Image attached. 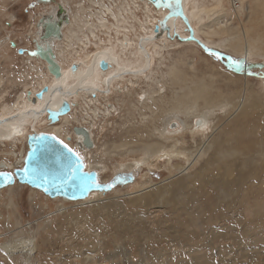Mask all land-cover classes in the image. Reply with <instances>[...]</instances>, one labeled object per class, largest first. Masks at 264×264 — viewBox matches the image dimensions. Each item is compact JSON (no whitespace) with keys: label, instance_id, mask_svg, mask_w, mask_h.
Returning <instances> with one entry per match:
<instances>
[{"label":"rangeland","instance_id":"1","mask_svg":"<svg viewBox=\"0 0 264 264\" xmlns=\"http://www.w3.org/2000/svg\"><path fill=\"white\" fill-rule=\"evenodd\" d=\"M219 1L217 18H207L204 31L224 25L225 33L211 35L210 41L225 49L214 51L234 61L244 56L247 69L236 71L224 56L195 42L171 39L165 44L169 51H162L148 76L155 83L147 103L122 91L120 84V92L108 96L107 102L115 104L120 115L97 121L102 134L98 133L99 148L93 149L92 160L106 165L100 177L109 180L120 163H140L139 146L147 143L149 133L152 138V133L163 131L167 118H179L167 126L177 131L171 133L172 145L184 126L199 119L192 117L196 109H209L210 124L217 126L214 137L225 131L236 149L224 154L236 160V171L243 170L242 182L230 186L228 194L215 182L199 185L198 170L213 151V135L185 160L188 150L179 147L189 149L196 140L189 132L186 143L179 140L176 149L168 148L170 157L160 156L132 172L133 182L89 199L49 198L15 183L0 190V264H24L29 242L31 264H264V0ZM67 2L77 15L73 3L82 0ZM41 3L0 0V102L20 93L30 96L25 89L48 76L46 64L32 53L37 19L46 14ZM139 5L137 17L143 20L144 6ZM194 96H201L196 108L190 105ZM89 110L80 99L74 105L79 118L93 117ZM67 123L66 129L73 130V119ZM25 140L16 138L15 157L6 158L13 168L27 150ZM5 144L0 150L10 153ZM236 196L244 203H233ZM16 242L25 246L17 248Z\"/></svg>","mask_w":264,"mask_h":264},{"label":"bare ground","instance_id":"2","mask_svg":"<svg viewBox=\"0 0 264 264\" xmlns=\"http://www.w3.org/2000/svg\"><path fill=\"white\" fill-rule=\"evenodd\" d=\"M75 2L72 3L78 7L77 12L80 13H77V15L72 13L67 0L54 2L58 5L56 12V5L52 4L53 2L51 1L38 4L46 10V14L37 19L36 31L33 35L35 38H32V40L33 43L38 42L41 45L49 44L51 46L60 72L57 75L51 73L47 62L34 56L46 64L48 76L42 80L38 78L39 82L35 81L34 85H30L25 89V91L31 93L30 96L25 97V95L23 96L20 93L19 96L14 97L11 101L1 100L0 145L5 146V143H8L9 147H11V152L3 151L4 149L0 150V170L13 168V165L6 161V158L8 156L15 157V139L21 137L23 142L25 137H27L25 134L31 132L28 130L31 127V129L36 128V132L55 134L72 149L77 147L74 150L83 159L86 169L96 170L99 175H102L106 171V165L102 161L92 160L93 149L99 148L97 145V140L100 137L98 133H101L102 129L101 122L97 124V121L108 120L113 116L119 118L120 111H118L115 104L112 105L107 102L108 96L115 90L120 92V89L117 88L119 84L124 88L122 91L129 92L128 94H132L131 96L140 97L143 102L147 103L153 82L155 83L148 76L162 51H169L170 46H165V44L170 43L171 39L177 38L192 44L195 42V44L200 46L197 43L199 41L203 44L205 50L224 51L225 49L222 45L214 44L210 41L211 35L216 36V34L220 33L219 36H221V32H223L222 34L225 33L224 23H220L223 28L217 25V30L208 29L210 31H204V27L207 25L205 23L206 19L213 18L214 20L217 18L215 13L218 12V3L221 2L219 0H176L175 9L167 6L170 1L162 7H156L150 0H86V2L82 0L78 4H75ZM85 3L89 5L85 6ZM140 3L144 6V10H142V13H144L143 20L137 17ZM59 10H61V13L58 12ZM55 20L61 21L60 35L43 38L41 21L54 22ZM62 42L64 43L63 45ZM181 44L183 45V43ZM63 52L65 57L62 54ZM68 53L70 55L69 58L67 57ZM101 61L107 63L105 69L99 65ZM238 64L239 68L244 70L245 62L242 64L240 60ZM44 88L46 90L42 98L36 97V94L44 90ZM200 97L194 96L190 105H195V108L198 107L197 99ZM47 99H51L48 104L52 108L57 109L61 105L62 100H66L70 105L68 112L61 115L58 122L52 123L47 117L46 109H43L47 104ZM78 99L84 101L90 107L91 114H94L93 117L90 114L87 116L88 119H85V116H82V119L79 116H75L74 105ZM204 101L206 102L207 99ZM207 103L210 102L208 101ZM204 106H209V104ZM95 109H98L100 114L94 111ZM82 110L84 109L82 108ZM208 111L209 109L206 111H198L196 109V114H193L192 117L195 116L199 119L194 122L191 120L190 122L193 125L184 126L181 132L179 140L183 141V143H186L184 138L189 132L191 133L190 136L196 139L189 149L184 146L179 147L180 149L188 150V157L190 158L186 157L185 160L191 159L193 153L199 151L202 148L201 145L217 129L216 124H210V120L207 117ZM190 116L188 115L184 118L189 119ZM69 118L73 119L75 127L81 126L87 129L91 140L90 146L84 143L85 137L83 134L66 129ZM175 119L179 121L177 116L164 120V130L152 133V138L149 137V133L146 137L147 143H143L144 145L142 144L138 148L140 150L139 153L142 155L139 160L140 163L134 161L133 163H120L121 167L114 168L111 173L113 175L125 172H133L135 174L141 168L140 166L158 158L160 159V156L170 157L169 155H172V152L169 149H176V145L180 144L177 138L174 139L172 145L170 144L173 139L171 133L176 134L177 131L167 126ZM184 121L182 119L180 124L182 125ZM39 125L42 126L40 127ZM192 126H195V128H192ZM72 127L74 128V126ZM212 138L214 143L213 151L209 155L205 167L202 166L198 170L200 173L197 175V182L199 185L215 182L214 186L218 185L228 194L230 193V186L239 185L238 183L242 182L244 172L242 169H237L236 171L234 167H237V164L234 158H225L226 154H224V151L231 152L229 150H232L234 152L236 150L234 145L229 144L226 132H218ZM210 163H215V165L207 168ZM2 165H4L3 168L1 167ZM133 165L135 168H132ZM214 173L219 176L214 177ZM231 173H235V176L228 178ZM255 176L257 175L255 174ZM98 194H101V192H91L86 199ZM205 194L209 196V192L206 191ZM234 200L232 202L236 203V205L244 203L243 198L238 196L234 197ZM29 243L26 245L28 257L23 260L24 264H31L29 257L32 253V245ZM22 246H25L24 242L15 243L17 248Z\"/></svg>","mask_w":264,"mask_h":264},{"label":"water","instance_id":"3","mask_svg":"<svg viewBox=\"0 0 264 264\" xmlns=\"http://www.w3.org/2000/svg\"><path fill=\"white\" fill-rule=\"evenodd\" d=\"M50 1L52 0H38V2ZM58 12L61 13V10ZM41 24L43 38L60 35V20H55L54 22L41 21ZM197 43L203 47L201 42L198 41ZM18 52L23 53L24 49L19 48ZM214 52L220 56H224L227 64L232 66L236 71L243 72V69L239 68L237 61L218 51ZM32 53L34 56L47 62L51 73L57 75L60 72L54 52L49 44L41 45L38 42H34ZM240 60L242 64L244 62L246 64L245 58H241ZM99 65L103 69L107 67L105 61H101ZM60 89L62 90V88ZM45 90L46 88L37 93L36 97L42 98ZM50 100L47 99V104L43 109H46L47 117L52 123L58 122L60 116L68 112L70 105L66 100H62L61 105L56 109L49 106ZM73 130L76 133L83 134L85 137L84 143L90 146L91 140L86 128L79 126L74 127ZM26 145L27 150L25 155L19 154L14 168L11 170H0V173H3V175H0V189L19 183L37 189L49 198L60 197L67 201H75L88 197L94 191L108 192L118 187L127 186L135 179L132 172L116 173L109 180L102 179L96 170L86 169L83 159L74 149L60 137L50 132H30L27 135ZM64 145H67V148ZM69 149L72 151L70 152ZM84 179L89 180L88 185L83 183ZM93 180L98 181L99 184L92 183L91 181Z\"/></svg>","mask_w":264,"mask_h":264},{"label":"snow or ice","instance_id":"4","mask_svg":"<svg viewBox=\"0 0 264 264\" xmlns=\"http://www.w3.org/2000/svg\"><path fill=\"white\" fill-rule=\"evenodd\" d=\"M169 8H171V9H175L176 8V5H175V0H170V2L168 3V5H167ZM237 63H239L238 61H237ZM61 143H63L62 141H61ZM64 147L65 148H67V145H64ZM69 151L71 152L72 150L71 149H69ZM0 175H3V173H0ZM92 183H94V184H99V182L98 181H91ZM83 183L85 184V185H88L89 184V180L88 179H84L83 180ZM89 190H91L90 188H89Z\"/></svg>","mask_w":264,"mask_h":264},{"label":"flooded vegetation","instance_id":"5","mask_svg":"<svg viewBox=\"0 0 264 264\" xmlns=\"http://www.w3.org/2000/svg\"><path fill=\"white\" fill-rule=\"evenodd\" d=\"M150 1L153 2L154 5H157L159 7V6H163L164 4L169 2L170 0H150ZM55 5H56L55 12H56L58 10V5H57V3H55Z\"/></svg>","mask_w":264,"mask_h":264},{"label":"built area","instance_id":"6","mask_svg":"<svg viewBox=\"0 0 264 264\" xmlns=\"http://www.w3.org/2000/svg\"><path fill=\"white\" fill-rule=\"evenodd\" d=\"M30 131H36V128H33V129H30ZM25 135H28V134H25ZM26 138V137H25ZM77 148V147H74V149ZM76 150V149H75Z\"/></svg>","mask_w":264,"mask_h":264}]
</instances>
